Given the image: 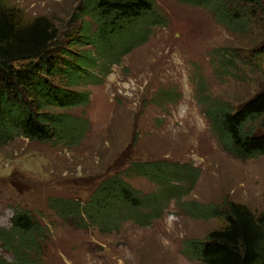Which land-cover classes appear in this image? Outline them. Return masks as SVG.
<instances>
[{
  "label": "rangeland",
  "instance_id": "374dc122",
  "mask_svg": "<svg viewBox=\"0 0 264 264\" xmlns=\"http://www.w3.org/2000/svg\"><path fill=\"white\" fill-rule=\"evenodd\" d=\"M153 1L158 21L141 28L144 41L117 63L95 47H84L98 59L92 72L101 81L77 86L90 91V101L68 109L89 121L80 143L68 146L18 136L0 148V229L11 227L16 210L30 211L46 230L41 253L34 255L36 264H202L184 255V242L204 238L223 222L195 219L181 201L231 200L255 214L264 212V154L239 158L230 153L204 113L216 102L237 109L264 88V0H226L249 15L247 25L238 29L220 24L203 6ZM0 3L20 10L26 23L47 18L65 44L81 25L75 16L81 0ZM250 126L262 129L259 121ZM156 160L182 165L178 168L184 175L160 184L125 174L134 161ZM192 168L198 169V177L190 187L187 171ZM116 173L143 193L169 191L160 217L137 215L79 227L51 207L52 198L85 202L102 180ZM173 186L184 192L177 202ZM0 254L15 259L1 242Z\"/></svg>",
  "mask_w": 264,
  "mask_h": 264
},
{
  "label": "trees",
  "instance_id": "16d2710c",
  "mask_svg": "<svg viewBox=\"0 0 264 264\" xmlns=\"http://www.w3.org/2000/svg\"><path fill=\"white\" fill-rule=\"evenodd\" d=\"M179 1L210 9L216 21L230 29L247 25L248 13L231 7L226 0ZM155 11L153 0H81L75 14L81 25L74 36L68 35L65 44L58 28L47 18L26 23L20 10L0 3V148L18 136L68 146L80 143L89 121L68 109L90 101V91L78 90L77 86L101 81L92 72L98 59L92 49L84 47H95L112 64L117 63L119 57L144 41L141 28L158 21ZM204 113L230 153L239 158L264 154V88L237 109L228 102H216ZM257 121L260 131L250 126ZM180 166L164 160L134 161L125 174L133 172L166 184L176 175H184ZM187 174L193 187L198 169H189ZM172 188L178 191L177 202L184 192L180 186ZM168 193H143L122 173H116L102 180L85 202L65 198L49 202L62 218H72L77 226L87 227L137 215L145 220L158 218L169 200ZM181 205L195 219L217 218L223 222L204 238L184 242L183 253L188 258L202 264H264V212L255 214L246 205L231 200L221 204L181 201ZM101 229L105 231L103 226ZM45 236L46 230L30 211L16 210L11 227L0 229V242L13 251L15 259L9 261L0 254V264H36L34 255L41 253Z\"/></svg>",
  "mask_w": 264,
  "mask_h": 264
}]
</instances>
